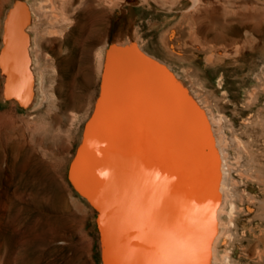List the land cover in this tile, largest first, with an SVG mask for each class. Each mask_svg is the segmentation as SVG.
Listing matches in <instances>:
<instances>
[{
  "label": "bare ground",
  "instance_id": "bare-ground-1",
  "mask_svg": "<svg viewBox=\"0 0 264 264\" xmlns=\"http://www.w3.org/2000/svg\"><path fill=\"white\" fill-rule=\"evenodd\" d=\"M53 1L48 0L52 13L57 11ZM112 1L60 0L59 15L53 13L48 17V24L53 26L49 33L65 36L61 42L56 41L58 47H51V71L56 78L50 83L56 81L57 97L53 92L47 96L43 90L45 67L40 65L42 70L35 72L34 67L39 66L32 53L36 36L29 34L31 28L38 30L45 13L34 14L27 2L18 12L9 10L4 37L10 38L3 39L0 57L4 96L12 98L13 106L33 110L52 98L50 103H56L51 107L56 109L52 120L55 123L62 117L58 112L64 118L67 110L73 111H69L72 115L74 111L82 112L79 120L86 123L69 165L68 178L72 188L97 212L94 226L98 230L102 264H149L153 260L156 245L151 237L152 225L133 212L134 205L153 213L163 212L172 224L192 230L194 240L204 249L203 264H264V103L246 101L242 94L228 100L222 90L228 84L226 75H220L214 86L217 77L206 73L226 62L239 66L245 52L264 57L262 18L253 14L228 24L214 19L218 33L207 27L195 32V27L188 43L195 47L194 56L202 59L192 70L181 69L183 77L171 70L167 62L188 58L189 47L177 54L171 39L181 35L180 29L171 28L168 37L160 39L159 45L153 44L148 52L134 43L125 48L126 44L120 47L113 42L92 52L96 41L86 37L87 33L83 37L66 32L71 25L82 27L79 14L98 16L99 6L111 5ZM76 2V15L71 18L67 11ZM190 2L187 12L191 11L193 18L206 14L197 0ZM110 5L106 6L111 8ZM37 11H43V7H37ZM186 40L177 39L175 46H189ZM93 71L100 77L97 97L91 91ZM193 75L199 77L196 84L188 81ZM41 111L35 115L42 114ZM35 115L27 121L12 108L0 112V162L26 148L38 152L33 136L41 124L35 122ZM71 122L69 130L73 128ZM105 171L107 176L101 174ZM76 202L72 199V203ZM52 207L56 227L43 242L58 241L60 249L68 252L61 258L62 264H75L92 248V240L83 229V218L70 214L60 191ZM210 212L215 213L214 228Z\"/></svg>",
  "mask_w": 264,
  "mask_h": 264
},
{
  "label": "rangeland",
  "instance_id": "rangeland-1",
  "mask_svg": "<svg viewBox=\"0 0 264 264\" xmlns=\"http://www.w3.org/2000/svg\"><path fill=\"white\" fill-rule=\"evenodd\" d=\"M197 1L199 3H197V5L201 6L199 7L202 8L201 10L204 11V14L206 13L201 18H193L191 11L187 12V9L191 5L190 0H114V2L112 1L111 5L106 4L110 5L111 8L107 7L106 5L99 6L101 10L103 9V12L100 10L98 16L90 14L87 15L89 17H84V15L79 14V25L82 24V27L71 25L66 32L68 33L72 31L74 35L78 36L82 34L83 37L87 33L86 37H91L90 39H92L91 41L93 42L96 41V43H94L92 46V52H96L101 47H104L106 43L112 44V42L113 45H116L115 43H117V45L120 47H124V45L126 44L125 48L134 43V45H136L137 47L143 48L148 52L152 48L153 44L159 45V40L169 35L170 31H172L171 28H177V30L180 29L181 35L179 34L177 36H171V39H173L172 41L175 43L174 48L177 54L179 52L181 53L184 48L187 50L189 47L188 58L187 60L181 59L180 62H167L168 65H171V70L184 77V73L182 71L183 68H191L192 70L195 67H198L199 62L202 59V56H194L195 47L192 45V43L190 45L188 43L190 39L192 40V35H194L193 29L195 30L197 28L195 30L196 32L199 28L207 27L211 30L212 33H218L217 27H215L212 22L214 19H219L220 22H225L228 24L234 23L236 22V20L239 21L241 18L245 16L248 17L253 14L259 15V17L262 18V23L264 25V0ZM25 2L33 7L32 9L35 12L34 14L45 13V19L43 17L41 18V25L38 30H36V32L41 28L42 29L35 35L36 32H34L33 28H31L29 34L32 37L36 36L34 41L36 45L32 46V53L34 58L37 56L39 60V66L34 67L35 72L37 73L38 70L40 71L43 69V67H45V70L43 71L44 74L42 83V86L45 89L43 88V90L44 92H46L47 96H50L52 94L51 92H53L57 97L59 95L58 91L56 90V81L54 83H50L51 79L55 80L56 78V75L51 71V66L54 65V55L51 51V47H58V44L55 43L61 42L65 38V36L60 37L49 33L51 32V30H53V28L51 29V27L53 26H50L52 23L48 24V17L53 13L59 15L60 0L53 1L54 6L57 8V11H53V13L50 10L51 8L49 5L51 4L48 2V0H0V57L2 49L4 48L3 39L10 38L8 35L4 37V22H6L5 18L7 16V12L9 10L18 12L19 8ZM76 4L77 2L74 4V7L68 8L67 14L70 15L71 18H74V16L76 15V11H73L77 6ZM39 6L43 7L44 12L37 11V7ZM99 7H97L98 10L100 9ZM177 7H179L180 10H177ZM257 11L260 13H258ZM33 20H35L34 22L36 24H39L36 17H34ZM63 27L67 26L63 25ZM92 29L93 31H91ZM93 32L96 36H94ZM11 33L12 32H10V35ZM96 38L99 40H95ZM180 38L182 40L187 39L185 42L186 44L188 43L187 45L189 46H186L185 43H182L180 47H176V40H181ZM244 57V59L242 58L240 60L239 66L237 67L232 65V62H226V65L212 69V71L207 70L206 73H214L217 77L213 82L214 86L217 84L219 79L218 77H220V75H226L225 78L228 84L226 85L225 89L222 90H224V92L226 93L228 100L231 99V96L235 98L242 94L243 98L246 101H249L251 99L250 102L252 103H264V97H262V93L264 91V57H259L256 53L252 54L249 52H245ZM92 60L93 58L91 57V62ZM40 65L42 66V69L40 68ZM225 67L228 68V71L224 70ZM1 71L2 65L0 59V112L12 108V110L16 111L19 116L25 118V120L27 121L41 110L42 114H38L39 116L35 115V117H38H36L35 122L37 124H41L38 125V131H40H37L38 134L36 132V134L33 136L35 145H37L36 147L38 152L33 153L32 150L26 148L25 151L19 154H15L11 159L9 157L8 160L0 162V264H62L61 258L63 256H66L68 252L66 250L63 251L62 249H60L61 246L58 241H54L51 243L43 242V239H45L46 237L48 238L50 234L49 232L53 231V229L56 227V224L53 221L55 210L52 207V203L59 191L62 193L65 202L69 206L70 214L83 218V229L85 228L84 231L88 232V237L92 240V248L88 251H85V257H81V259L77 260L75 264H102L100 260L101 255L99 250V236H97L98 230H96L97 227L94 226L96 225V223L94 222H96L97 219V212H95V210L90 207L89 203L83 197H81L74 188H72L73 186H71L68 178L69 165L79 148L81 139L80 133H82V129L84 128L86 123L79 120L83 115L82 112L74 111L72 115L71 112L73 111L67 110L68 112L66 111L65 113V118L67 120L64 118V114H62V112H58L62 117L59 121L60 123L56 122V124L55 121L52 122L53 115L55 113L54 111L56 110H53V108L51 109V107H54V105H56V103H50V100L52 98H49L48 101L50 106L47 102H45L35 110L30 108H22L19 105L13 106L12 98L7 99L4 96V75L1 73ZM94 74L96 75V77ZM92 76L94 80L91 86L92 89H90L94 93L93 96L97 97L100 87V77L98 79L99 75H97L94 71L92 72ZM197 78L199 77L193 75L188 78V81L196 84ZM53 89H55L56 91ZM37 94L39 96L38 91ZM44 108L46 110L47 108H49L48 111H53V114H48L49 112L47 111V113ZM69 111L71 112L69 113ZM75 113H77L78 115H76ZM41 119L44 121L43 123ZM73 119L76 122H71ZM45 120H47V122ZM48 120L50 122H48ZM70 122L72 123L71 126H73V128H70L69 130L68 126ZM46 123L50 125L48 126V124L46 125ZM45 125L46 127H44ZM64 125H66L67 127L65 126V128ZM41 126H43L44 128H42ZM76 128L78 130H76ZM45 129L49 130L45 131ZM47 133L49 135H55H52L51 137V135L49 136ZM64 136H66V138H64ZM74 136H77L78 138H75ZM71 137L73 139H71ZM48 150L50 151L48 152ZM43 151L44 153H42ZM66 153L68 156L66 155ZM61 167L64 168L62 169ZM48 177L49 179H52H50L49 181ZM72 199H76L77 202L72 203ZM45 201L47 202L45 203ZM86 205L87 207H89L87 208ZM70 214L69 216H71ZM86 260L88 263H86Z\"/></svg>",
  "mask_w": 264,
  "mask_h": 264
},
{
  "label": "snow or ice",
  "instance_id": "snow-or-ice-1",
  "mask_svg": "<svg viewBox=\"0 0 264 264\" xmlns=\"http://www.w3.org/2000/svg\"><path fill=\"white\" fill-rule=\"evenodd\" d=\"M101 174L108 175L106 171ZM97 207L100 211H104L99 204ZM133 212L152 225L151 237L155 242L156 251L149 264H203L204 249L201 243L194 240L192 230L183 225L172 224L163 212L153 213L138 205L133 206ZM209 216L214 228L215 213L210 212Z\"/></svg>",
  "mask_w": 264,
  "mask_h": 264
}]
</instances>
